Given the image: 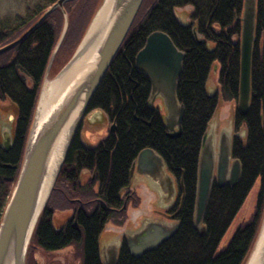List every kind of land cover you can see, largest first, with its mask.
<instances>
[{"label": "trees", "instance_id": "16d2710c", "mask_svg": "<svg viewBox=\"0 0 264 264\" xmlns=\"http://www.w3.org/2000/svg\"><path fill=\"white\" fill-rule=\"evenodd\" d=\"M56 1L34 0L23 14L0 18V47L18 38ZM77 1H84L82 6H87V18L81 17L85 23L91 10L88 9L90 0L67 1L64 8L70 13ZM145 2L88 107V111L103 110L116 122V131L94 147L86 146L77 134L52 190L53 194L61 191L64 200L57 206H52L50 200L46 203L30 241V250L38 246L46 251H58L81 241L83 264H102L101 233L108 222L122 226L128 220V207L139 206L140 198L130 187V169L139 152L150 147L163 157L176 180L183 183L180 226L157 249L140 257H134L124 242L116 264H245L259 233L264 210V51H260L258 43L264 25L263 1H257L250 107L246 114L236 110L234 116L235 132L244 125L247 133L246 139L235 135L232 142V156L241 162V175L234 186L213 185L203 219V233L194 224L198 162L202 138L218 105V95L209 93L207 80L213 63L218 62L223 98L238 100L240 17L244 0H153L148 5ZM188 5L193 8L192 22L182 24L175 9ZM63 20L62 10L54 9L19 44L0 54V98L9 99L17 113L13 147L9 152L0 147V221L17 181L39 91ZM83 27L75 41L71 39L70 27L58 51L69 39L74 47ZM193 28L203 37L202 41L195 38ZM157 30L166 32L185 52L177 88L185 114L182 134L175 138L167 135L159 109L149 104L151 83L135 65L136 55L148 35ZM208 41L214 47L210 48ZM3 163H10L12 167H4ZM86 169L94 178L82 184L80 177ZM257 179H260V192L255 215L241 224L227 245L219 250ZM96 183L98 190L94 191ZM57 208L74 210V217L61 229L56 228L59 224L54 221Z\"/></svg>", "mask_w": 264, "mask_h": 264}, {"label": "water", "instance_id": "95a60500", "mask_svg": "<svg viewBox=\"0 0 264 264\" xmlns=\"http://www.w3.org/2000/svg\"><path fill=\"white\" fill-rule=\"evenodd\" d=\"M67 1L71 0H57L49 6L18 38L1 46L0 54L19 44L54 9L60 8L66 14L64 3ZM143 2L144 0L111 1L103 34L89 65L74 79L40 120L37 118L39 97L25 144L17 181L0 221V264H25L27 250L37 221L46 206L71 145L80 131L89 104L125 41ZM99 9L65 67L76 58ZM256 15L257 1L244 0V8L240 17L242 26L238 98V110L242 114H246L250 107ZM176 17L180 21L177 12ZM67 29L68 19L65 17L64 28L50 56L45 78L50 71L55 54L65 37ZM193 33L198 41H202L195 28ZM184 59L185 52L175 45L166 32L161 30L148 35L144 46L138 51L135 58L136 68L145 73L151 83V100L154 101L157 97H160L164 102L166 110L164 115L165 127L168 130L167 134L173 138L182 134V122L185 114V107L177 97L178 79L183 69ZM115 130L116 123L113 122L110 132H115ZM2 135V145L5 150H8L13 138L12 132L11 130H4ZM217 155L218 158L216 159L213 134L210 130H207L202 138L199 155L194 211V224L201 233L205 231L203 219L214 180L220 187L226 183L234 186L241 175V162L239 159L232 157V139L229 134H222ZM4 166L10 167L12 165L8 163ZM135 172L158 181L162 175L166 174V164L159 153L153 148L147 147L139 152L131 166V180ZM51 176L50 189L46 200L42 204L43 193L48 178ZM167 179L170 183L173 182L170 175L167 176ZM179 226V222L167 223L162 220L144 222L137 230L128 235V249L134 257H140L147 251L157 249L178 230ZM117 258L118 253L114 251L109 263H106L104 259H102V262L103 264H116Z\"/></svg>", "mask_w": 264, "mask_h": 264}, {"label": "rangeland", "instance_id": "374dc122", "mask_svg": "<svg viewBox=\"0 0 264 264\" xmlns=\"http://www.w3.org/2000/svg\"><path fill=\"white\" fill-rule=\"evenodd\" d=\"M90 1L91 3L88 9H91V10L90 12L88 11L89 16H88L87 21L85 20V23L83 22L84 20L81 19V17L87 18V6H82L84 1H77V2H74V4L72 3L73 4V9L71 6L72 11H70V13H68L67 11L66 14L63 13L64 20H63L62 29L59 34V38L64 28L65 17L68 19V29L72 27V32H71L72 40L75 41L76 36L77 35L79 36L82 26H84L83 27L84 31L80 39L74 44V47H72L74 42L73 43L70 42L69 41L70 39H69L67 40L66 44L61 47L59 51L57 50V53L55 54V57L51 64L50 71L48 75L46 76V78L44 76L37 101L39 100L45 80L47 78H55L64 69V67L67 65L70 58L72 57L73 53L77 49L79 43L83 39L87 31V28L90 25L94 15L96 14L97 10L100 8V6H102L104 2V0H90ZM152 1L153 0H146L145 5L150 4ZM262 1L264 5V0ZM31 3L33 4L34 0L32 1L30 0H0V18H4L7 16L13 17L16 14H23L25 10L27 9V5ZM65 10H67V7H65ZM192 11H193V8L191 6H185V7L179 8L178 16L185 23H191L192 19L190 16H191ZM215 28L217 30L219 29V27H215ZM199 37L203 38L201 35ZM239 38H241V35ZM234 39L236 40L237 38H234ZM258 43H259L260 51L263 52L264 51V25L259 33ZM208 45L210 48L214 47V43L211 41H208ZM219 68H220V65L218 62L213 63L212 68L209 73L208 80H207L208 91L210 93H217L218 95V105L216 107L213 118L211 119L209 123L208 130H210V132L213 134L214 142L217 141V138L219 137L220 132L227 133L229 134L230 137H232L234 133H237L240 138L246 139L247 133H246V129L244 125L241 126L238 132H235L234 130V116H235L236 110H238V100H226L223 98L222 92H221V85L218 81ZM154 103H155L154 107L156 108H158L160 104L164 105L163 101L159 98L156 99ZM164 109L165 108L163 106V110L160 111L161 114H164ZM14 112H16V107L14 106V104L7 98L6 99L0 98V113L1 115H3V118L6 119L5 118L6 116ZM34 115H35V111H34L33 117ZM3 122L4 123H2V121L0 122V124L2 123V125H4L3 130L8 131L12 129V126H13L12 122L8 120H4ZM111 124H112V121L110 120V118L108 117L106 113H104L100 109L93 110L89 112L88 115L83 119L80 131H79V136L87 146L94 147L100 142V140L104 139L110 133ZM91 176H92V173L90 171H88L87 169L83 170L81 177H80L81 183L82 184L87 183L91 179ZM136 187H137V190L136 189L134 190L136 191V193L138 194L140 198L139 206L133 207L136 209L135 210L136 212L140 211L136 217V221L128 222L127 220L122 225V226H125L122 229H115L113 226V223L108 222L100 236V241L102 240L103 246L115 242L118 236H120L122 233L126 232L127 230L131 231L135 229V227H140L142 225V219L144 218L145 219H157L158 218V219L168 221L167 218L163 216V214L159 213L160 208L158 206L159 205L158 198L155 192H153V190L149 188L148 183L145 180H136ZM95 189H96V185H95ZM259 192H260V179H257L254 186L248 193L245 201L243 202V205L240 208L237 216L235 217L229 229L227 230L226 234L224 235L219 245V250L223 249L227 245L228 241L232 238L236 229L241 224L253 218L257 210ZM49 200L52 206H57V204L61 203L64 200V195L61 191H55L54 194L51 192L48 198V201ZM131 207L132 206L128 207V211L131 209ZM72 210L73 209L57 208L55 211L57 213L54 214L55 224L64 223L68 219L70 214L72 213ZM162 211H165V210H162ZM263 219H264V210L262 213V219L260 221L259 232H260V229L263 223ZM257 237L255 239L254 245L256 243ZM118 240H120V238ZM84 258H85L84 248H83L82 242L74 241L68 247H65L58 251H46L43 248L38 247V246H34L30 250V247H28L25 264H83Z\"/></svg>", "mask_w": 264, "mask_h": 264}, {"label": "bare ground", "instance_id": "6f19581e", "mask_svg": "<svg viewBox=\"0 0 264 264\" xmlns=\"http://www.w3.org/2000/svg\"><path fill=\"white\" fill-rule=\"evenodd\" d=\"M111 1L105 0L99 9L72 63L65 67L55 78H47L45 80L38 105V120L48 112L50 107L61 97L74 79L89 65L103 34ZM51 181L52 176L48 178L42 197V204L48 195ZM245 264H264V219L256 243Z\"/></svg>", "mask_w": 264, "mask_h": 264}, {"label": "flooded vegetation", "instance_id": "af4514ba", "mask_svg": "<svg viewBox=\"0 0 264 264\" xmlns=\"http://www.w3.org/2000/svg\"><path fill=\"white\" fill-rule=\"evenodd\" d=\"M188 6H190V5H188ZM179 8H182V7H179ZM176 12L178 13V8L175 10V15H176ZM178 15V14H177ZM179 17V16H178ZM180 19V18H179ZM180 21L181 22H183L182 24H189V23H185L182 19H180ZM194 29V28H193ZM196 29V28H195ZM151 96H152V86H151V92H150V96H149V100H148V102H149V104L151 105V106H154V102H155V100L156 99H161L162 100V98H160V97H157L154 101H152L151 100ZM163 101V100H162ZM163 104H164V102H163ZM163 106H164V108H165V105H162V104H160L159 106H158V109H159V111H162L163 110ZM103 111V110H102ZM89 112H91V111H88L87 112V114L85 115V117L88 115V113ZM104 112V111H103ZM105 113V112H104ZM161 113V112H160ZM166 114V110L164 109V114H161L162 115V117H163V121H164V115ZM84 117V118H85ZM6 119H4L3 118V115H1V113H0V122L2 121V123H4L3 121L4 120H8V121H10V122H12L13 123V126H12V129H11V132H12V141H11V144H10V146H9V149L8 150H5L4 149V146L2 145V143H3V135H2V131H4L3 130V127H4V125H2V123L0 124V147L1 148H3V150L4 151H6V152H9L11 149H12V147H13V142H14V134H15V128H16V121H17V113L16 112H14V113H11V114H9L8 116H6L5 117ZM113 122H115V121H112V123ZM116 123V122H115ZM164 126H165V121H164ZM166 128V127H165ZM116 131V130H115ZM167 128H166V133H167ZM182 131H183V129H182ZM110 133H114V132H110ZM109 133V134H110ZM108 134V135H109ZM222 134H223V132H220V135H219V137L217 138V141L215 142V151H216V159L218 158V155H217V153H218V151H219V145H220V141H221V136H222ZM107 135V136H108ZM168 135V134H167ZM235 135H238L237 133H234L233 134V136H232V142H233V138H234V136ZM106 136V137H107ZM169 136V135H168ZM239 136V135H238ZM179 137V136H178ZM82 140V139H81ZM82 142L84 143V141L82 140ZM85 144V143H84ZM86 145V144H85ZM87 146V145H86ZM157 152V151H156ZM158 153V152H157ZM233 157V156H232ZM234 158V157H233ZM165 161V160H164ZM4 164H8V163H3V166H4ZM10 164V163H9ZM165 164H166V162H165ZM166 166H167V164H166ZM4 167H6V166H4ZM12 166H10V167H7V168H11ZM167 169H168V166H167ZM169 170V169H168ZM171 173V172H170ZM92 178V177H91ZM93 178H94V176H93ZM175 178V177H174ZM175 180H176V178H175ZM177 181V180H176ZM132 184V183H131ZM217 185V183H216V180H214V182H213V185ZM226 184H228V183H226ZM225 184V185H226ZM228 185H230V184H228ZM224 186V185H223ZM232 186V185H231ZM177 196H176V199H175V202L169 207V208H167V210L166 211H164V212H162V214H163V216L165 217V218H167V220H168V222L167 223H172V222H179L180 223V221H179V219H178V215H179V212H180V210H181V207H182V203H183V199H184V195H183V193L181 194V192H182V190H183V183H182V181H180V182H178L177 181ZM79 200V199H78ZM74 217V210H72V213H71V216L64 222V223H66L67 221H69V220H71L72 218ZM63 223V224H64ZM63 224H59L56 228L57 229H61V226L63 225ZM74 224L77 226V221L76 220H74ZM114 224V223H113ZM118 226V225H117ZM138 229V228H137ZM136 229V230H137ZM135 231V230H134ZM133 231V232H134ZM132 232V233H133ZM129 232H124V233H122L120 236H118V238L116 239V242L117 241H119L120 242V244H119V250H120V247H121V245L125 242V243H127V237H128V234ZM120 238V240H118ZM110 248L108 249V251L107 252H105L104 253V250H103V255H104V261L106 262V263H109L110 262V260H111V258H112V255H113V252H114V250L116 249V245L115 244H111L110 246H109ZM115 247V248H114ZM105 249V248H104ZM119 250H118V253H119ZM103 264V263H102Z\"/></svg>", "mask_w": 264, "mask_h": 264}, {"label": "crops", "instance_id": "0c3cea01", "mask_svg": "<svg viewBox=\"0 0 264 264\" xmlns=\"http://www.w3.org/2000/svg\"><path fill=\"white\" fill-rule=\"evenodd\" d=\"M168 175L171 176V178L173 179V182L170 183L168 181V179H167ZM136 180H145L148 183L149 188H151L153 190V192H155V194H156V196L158 198V204H159L158 206L160 208V210H159L160 214H162V212H163L162 210L169 208L175 202V199H176V196H177V189H178L177 188V181L175 180L174 176L170 173V171L167 169V166H166V174L162 175L160 177V179H158V181L153 180L151 177H149L147 175H141L138 172H135V174H134V176L132 178V184L131 185H132V189H136L137 190ZM95 185H96V189H95ZM95 185L93 186V190L97 191L98 190V184L96 183ZM135 210H136L135 208L131 207V209L128 211V215H129L128 222L129 221L130 222L136 221V217H137V215L139 214L140 211L136 212ZM56 213L57 212H55V214ZM70 216H71V214H70ZM152 220H162V219H158V218L157 219H145L144 218V219H142V224L144 222L152 221ZM162 221H166V220H162ZM166 222H168V221H166ZM113 226H114L115 229H122V228L125 227V226H122V227L121 226H117L115 224H113ZM137 228H139V227H135V229H133L131 231L127 230L129 232L128 234H131ZM111 244H115L117 246L114 251L118 253V250H119L118 246H119L120 242L119 241L116 242V240H115V242H113ZM111 244H107V245L103 246L102 245V240L100 241L102 259L105 258L104 255H103V250H104V253L107 252L108 249L110 248L109 246Z\"/></svg>", "mask_w": 264, "mask_h": 264}]
</instances>
